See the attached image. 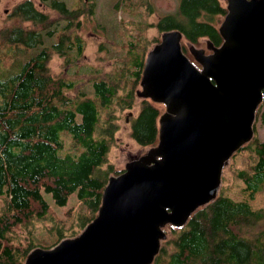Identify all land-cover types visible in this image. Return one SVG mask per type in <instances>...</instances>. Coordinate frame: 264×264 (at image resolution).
<instances>
[{
    "label": "trees",
    "instance_id": "1",
    "mask_svg": "<svg viewBox=\"0 0 264 264\" xmlns=\"http://www.w3.org/2000/svg\"><path fill=\"white\" fill-rule=\"evenodd\" d=\"M50 2L71 22L82 12L69 7L64 0ZM225 5L220 0H179L175 11L161 15L156 25L159 30L177 28L183 39L194 44L200 37H206L218 45L222 37L216 21L226 13ZM89 8L93 12L92 6ZM14 10L23 19L40 25V29L20 25L5 31L10 44L28 48L37 45L38 49L20 63L17 72L0 78V264H25L28 252L40 246L37 241L41 239L34 233L21 243L22 238L15 230L49 215L51 206L43 190L50 192L59 206L66 205L70 194L75 192L80 204L77 210H72L74 204L67 207L65 217L56 219L47 229L50 241H46L45 247L76 235L75 224L85 226L96 215L108 177L123 170H114L109 163L102 166L117 129L116 123L109 124L113 110L117 106H131L133 96L127 90L119 93L117 82H111L112 77L92 79L89 95H69L66 91L73 82L50 72L51 50L41 45L44 30L50 24L48 16L31 0L20 2ZM69 32L57 34L58 41L52 48L58 52L64 41L73 36L76 54H80L81 36ZM46 33L50 35L51 31ZM128 42L133 67L128 72L136 84L141 77L143 58L134 54L133 41ZM181 44L191 59L182 39ZM161 112L156 102L143 99L131 119V135L139 144L157 143ZM255 116L264 126V90ZM64 135L70 138V147L65 151ZM239 148L254 153L249 168L236 171L248 198L252 199L255 192L264 188V138L253 134ZM263 221L264 207L254 209L248 199L235 200L218 193L196 208L185 224H168L171 233L161 240L151 264H264V228L254 230Z\"/></svg>",
    "mask_w": 264,
    "mask_h": 264
},
{
    "label": "water",
    "instance_id": "2",
    "mask_svg": "<svg viewBox=\"0 0 264 264\" xmlns=\"http://www.w3.org/2000/svg\"><path fill=\"white\" fill-rule=\"evenodd\" d=\"M222 41L184 52L163 30L137 95L165 105L158 140L108 177L96 215L76 235L35 246L25 264H151L167 224L181 226L218 192L223 165L254 133L264 90V0H226Z\"/></svg>",
    "mask_w": 264,
    "mask_h": 264
},
{
    "label": "rangeland",
    "instance_id": "3",
    "mask_svg": "<svg viewBox=\"0 0 264 264\" xmlns=\"http://www.w3.org/2000/svg\"><path fill=\"white\" fill-rule=\"evenodd\" d=\"M23 1L0 0V78L17 72L20 63L38 49L37 45L28 48L21 44H10L5 37V31L13 26L21 25L24 28L36 27L40 29V25L23 19L14 10L15 6ZM31 1L38 10L48 16L50 24L44 30L45 34L42 35L43 43L41 45L50 47L51 52L48 60L50 72L73 82L72 88L66 91L69 95L91 94V81L95 77H102L105 80L112 77L111 82H117L119 93L123 90L132 93L131 106L124 108L117 106L113 110V118L109 124L116 123L117 129L113 132L107 159L102 165L106 167L109 163L112 164L114 170L124 169L126 161L145 152L149 147L139 144L131 135V119L137 114L143 99L150 98L140 97L136 93L140 88V80L135 84L136 79H133L128 72L133 69L128 55V49H130L128 41L130 39L133 41V48L136 49L134 54L140 55L144 64L148 50L160 40L161 30L156 25L158 18L163 14L174 12L179 0H64L69 7L77 8L83 13L78 15L80 25L76 26V21H74L69 27L65 26L68 20L52 6L50 0ZM220 2L222 5L226 4V0H220ZM90 6L93 8V12L89 11ZM222 19L223 17H221ZM221 20L217 19L216 23L219 25ZM49 30L51 34L47 35L46 32ZM65 30L70 31V35L74 32L81 36L83 50L80 54H76L73 36L64 41L58 52L52 48V45L58 41L59 35L57 37V34L64 33ZM182 41L187 48L191 44L183 38ZM70 42L71 46H69ZM195 45L203 47L206 52L210 51L206 46V37H200ZM191 59L194 60L193 56ZM116 72L117 74L114 76ZM156 103L164 111L165 105L160 102ZM114 104L117 103H113L112 106H116ZM253 130V134L264 138V126L256 116L253 121ZM64 137L65 151L70 147V138L67 135ZM253 159L254 153L250 149H237L222 167L217 194L222 193L235 200L248 199L254 209L264 207V188L255 192L254 197L250 199L244 188V183L236 175L238 169H248ZM42 192L51 206V212L44 219L35 220L25 228H16L15 234L22 238L21 243L25 242L28 234L34 233L38 239L40 237L44 242L37 241L38 245L45 247L48 245L45 244L46 241H50L47 237V229L56 219L65 217V210L71 204H74L72 210H77L80 205L75 199V192L70 194L68 203L63 206L54 202L50 192L44 190ZM259 227L264 228V221L257 223L254 230ZM83 228V225L75 224L73 230L77 234ZM164 229L170 235L171 227L168 224Z\"/></svg>",
    "mask_w": 264,
    "mask_h": 264
},
{
    "label": "flooded vegetation",
    "instance_id": "4",
    "mask_svg": "<svg viewBox=\"0 0 264 264\" xmlns=\"http://www.w3.org/2000/svg\"><path fill=\"white\" fill-rule=\"evenodd\" d=\"M83 13L81 12V15H82ZM80 15V14H79ZM78 18V17H77ZM80 18V17H79ZM79 18L78 19H74V20H72V22H74V21H76V26H79L80 25V21H79ZM72 22H71V20L70 21H66V23H65V26H70L71 24H72ZM158 28V27H157ZM162 31L163 30H161V33H162ZM210 50V49H209ZM209 52V51H208ZM130 114V113H129ZM129 116V115H128ZM126 119H128V117H126Z\"/></svg>",
    "mask_w": 264,
    "mask_h": 264
}]
</instances>
